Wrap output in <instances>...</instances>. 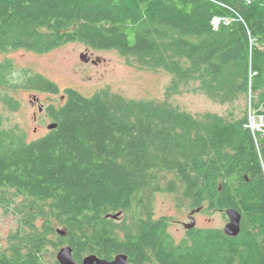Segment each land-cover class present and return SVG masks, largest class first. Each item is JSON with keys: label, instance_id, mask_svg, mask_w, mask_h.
Returning a JSON list of instances; mask_svg holds the SVG:
<instances>
[{"label": "trees", "instance_id": "1", "mask_svg": "<svg viewBox=\"0 0 264 264\" xmlns=\"http://www.w3.org/2000/svg\"><path fill=\"white\" fill-rule=\"evenodd\" d=\"M222 16L230 22L213 23ZM70 42L141 60L174 54L189 63L179 78L255 95L262 130L246 112L203 123L167 105L67 89L48 108L57 127L44 136L25 141L0 125V205L18 217L0 264H59L50 248L65 244L78 263L124 253L131 264H264V0H0V53ZM158 172L194 208L239 210L240 233L193 228L175 241L144 199L159 189Z\"/></svg>", "mask_w": 264, "mask_h": 264}, {"label": "rangeland", "instance_id": "2", "mask_svg": "<svg viewBox=\"0 0 264 264\" xmlns=\"http://www.w3.org/2000/svg\"><path fill=\"white\" fill-rule=\"evenodd\" d=\"M82 53L100 61L86 63L80 58ZM6 60L10 62L9 66ZM2 65L7 67L1 68ZM188 66V62L174 54L141 60L122 55L114 48L94 49L82 42H70L40 53L26 49L3 52L0 53V125L6 129L21 127L30 139L42 136L47 132L49 122L34 134L32 96L36 95L39 103L44 105L59 104L64 101L60 96L67 89H74L83 96L105 93L117 102L167 105L203 123L229 122L241 118L246 112L247 125L255 133L262 130L263 121L254 116L252 108L255 95L236 93L226 82L205 84L196 76L179 78L176 75L179 67L185 69ZM42 80L54 83L56 92L38 89ZM172 178L170 173L158 172L156 185L159 189L146 190L144 199L151 202L154 217L169 219L168 232L178 242L187 236L183 222H190L188 215L195 208L181 195L179 188L167 189ZM134 208L144 213L137 200ZM12 210V206L6 209L0 205V249L8 246L10 235L18 228V217ZM193 216L196 228L223 230L228 221L225 212L216 208L204 207ZM62 246L50 248L51 257L56 259Z\"/></svg>", "mask_w": 264, "mask_h": 264}, {"label": "water", "instance_id": "3", "mask_svg": "<svg viewBox=\"0 0 264 264\" xmlns=\"http://www.w3.org/2000/svg\"><path fill=\"white\" fill-rule=\"evenodd\" d=\"M87 53H82L80 55L81 60L84 62L87 61ZM100 61L99 59H97ZM96 63V62H95ZM56 123H50L47 127L49 129H53L56 127ZM201 210L200 207L195 208L191 210L189 214L190 222L185 223V227L187 229L193 228L195 226V219L193 214L195 212H198ZM225 214L228 218V221L226 222L223 232L228 236H237L240 233L241 230V213L239 210L233 207H228L225 209ZM121 215V212L116 213H108L106 214V217H111L114 219H117ZM57 232L61 235L64 234V231L62 229H58ZM56 259L59 262V264H129L127 255L124 253H119L115 255L112 259L102 258L94 254H89L84 257H82L80 263L76 262L73 257V250L71 246L64 245L60 247L59 251L56 254Z\"/></svg>", "mask_w": 264, "mask_h": 264}, {"label": "flooded vegetation", "instance_id": "4", "mask_svg": "<svg viewBox=\"0 0 264 264\" xmlns=\"http://www.w3.org/2000/svg\"><path fill=\"white\" fill-rule=\"evenodd\" d=\"M89 62L92 63V64H97L98 63L97 59H93L91 56L87 57L86 63H89ZM65 97H66V93L64 95L62 94L60 96V99L63 100V99H65ZM32 103L34 104V108H33V112H32V118H33V121L35 122V125H36V126L33 127V132H34V134H38L42 130V128L46 124V122H49L47 124V126L50 123H53V122L56 123L55 120L52 118L50 110L48 108L51 105H57V104L48 103V105H44L42 103H39V98L36 95L32 96ZM38 127H41V129L38 130ZM56 127H57V125H56ZM55 128H53V129H55ZM20 129H21V133H25V135H24L25 141H32V140L38 139V138L44 136L45 134H47L49 131L53 130V129H49L47 127V132L44 135L39 136V137H37L35 139H30L28 133H26V131L23 130L21 127H20ZM183 225H185V222H183ZM193 228H196V223H195V226ZM193 228H190V229L186 228V231L191 230ZM127 259H128V257H127ZM128 262H129V260H128ZM129 264H131V263L129 262ZM142 264H151V263L149 261H144Z\"/></svg>", "mask_w": 264, "mask_h": 264}, {"label": "built area", "instance_id": "5", "mask_svg": "<svg viewBox=\"0 0 264 264\" xmlns=\"http://www.w3.org/2000/svg\"><path fill=\"white\" fill-rule=\"evenodd\" d=\"M223 22L225 24H228L230 22V18L226 17V16H222V17H214L213 18V23L214 24H219V22Z\"/></svg>", "mask_w": 264, "mask_h": 264}]
</instances>
